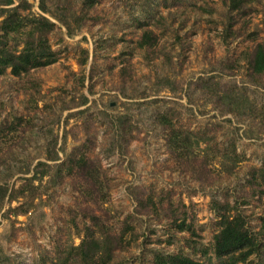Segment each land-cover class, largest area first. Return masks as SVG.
I'll list each match as a JSON object with an SVG mask.
<instances>
[{
    "label": "rangeland",
    "instance_id": "374dc122",
    "mask_svg": "<svg viewBox=\"0 0 264 264\" xmlns=\"http://www.w3.org/2000/svg\"><path fill=\"white\" fill-rule=\"evenodd\" d=\"M26 1L8 6L52 22L46 39L56 58L20 76L8 67L0 74V264H59L57 247L76 244L83 223L93 226L81 216L71 177L58 169L80 143L104 175L101 221L121 235L107 264H154L156 252L177 251L218 264L211 198L241 212L258 241L234 264H264V193L248 182L264 162V75L252 79L244 62L264 40V0H249L231 34L223 0H43V8ZM142 25L156 35L152 47L137 45ZM7 43L21 46L14 37ZM227 88L245 98L246 110L215 97ZM160 112L195 130L201 146L209 142L206 175L176 165ZM230 145L238 160L226 172L218 150ZM135 190L153 192L163 206L128 218ZM167 200L191 232L172 223Z\"/></svg>",
    "mask_w": 264,
    "mask_h": 264
},
{
    "label": "trees",
    "instance_id": "16d2710c",
    "mask_svg": "<svg viewBox=\"0 0 264 264\" xmlns=\"http://www.w3.org/2000/svg\"><path fill=\"white\" fill-rule=\"evenodd\" d=\"M13 0H2L0 6V74L6 67L13 75L20 76L26 73L30 67L45 65L52 62L56 57L49 47L46 39V32L51 28L52 22L44 15L32 16L29 18L17 9L19 4L8 6ZM25 5H29L26 0H22ZM226 5V28L225 34H231L233 29L231 23L234 16L241 15L249 8V0H223ZM40 7L43 8V0H39ZM92 2V0H91ZM85 4L86 6L91 4ZM264 22V19H263ZM27 25V26H26ZM26 26V27H25ZM254 33V32H251ZM10 37L15 38V42H20L19 49L7 43ZM156 35L146 25H142L137 39L138 46L152 47L155 44ZM245 71L252 79H257L264 75V40L255 42L253 46L244 52ZM216 98H230L226 102L228 109H245L248 105H243V99L232 97V90L227 88L216 94ZM86 100L83 96L82 102ZM157 121L161 128L165 130V145L176 165L180 170H185L194 174L195 177L206 175L209 171L207 167L209 158V142L204 146L200 142L204 139L195 130L185 126L175 124L163 112L157 114ZM207 139V138H206ZM84 144L74 145L59 163L58 169H63L64 173L71 177L74 188L78 192V197L83 206L79 209L81 216L88 218L90 224L83 223L79 240L76 244H70L67 248L57 247L56 256L60 257L59 264H107L113 253V249L120 245V233L111 232V226L101 221V214L106 210L102 206L106 199V189L104 175L96 159L87 154ZM218 165L226 172L238 160V155L233 145L229 151L223 148L218 150ZM57 154L48 155L47 158H57ZM42 163V162H41ZM248 182L252 192L264 193V162L250 170ZM135 205L128 218L135 213L153 212L158 206H163L161 199H157L151 191L142 193L135 190L132 192ZM217 212V229L212 234L211 249L218 264H234L236 261H244L249 254L257 249L258 241L253 233L246 226L243 215L238 210L229 212L231 206L227 202H218L214 198L210 199ZM167 209L171 221L178 228L193 230L190 223L184 221V215L179 218L175 210H171L170 201L167 200ZM98 210L100 213H98ZM179 218V221H177ZM262 223L263 220H262ZM205 264H211V257L207 256ZM154 264H204L202 261L194 259L183 252H156L153 259Z\"/></svg>",
    "mask_w": 264,
    "mask_h": 264
}]
</instances>
